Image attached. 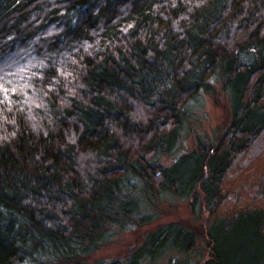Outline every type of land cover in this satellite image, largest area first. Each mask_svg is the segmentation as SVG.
<instances>
[{"label":"trees","instance_id":"16d2710c","mask_svg":"<svg viewBox=\"0 0 264 264\" xmlns=\"http://www.w3.org/2000/svg\"><path fill=\"white\" fill-rule=\"evenodd\" d=\"M218 91L226 125L182 151ZM250 152L242 179L264 161V0H0V264H264V206L224 187ZM166 201L201 229L89 263Z\"/></svg>","mask_w":264,"mask_h":264},{"label":"rangeland","instance_id":"374dc122","mask_svg":"<svg viewBox=\"0 0 264 264\" xmlns=\"http://www.w3.org/2000/svg\"><path fill=\"white\" fill-rule=\"evenodd\" d=\"M217 95V102H215V97L205 95L200 104L193 107L195 113L194 116L191 117L193 125L191 127L192 129L190 128V135L187 137L185 143L182 144V151H189L194 147V140L197 135L203 136L211 134L213 130L216 131L226 125L229 118L228 101L225 95H223L220 91H218ZM257 149L258 147L255 148V150ZM255 155V152H250L244 158L237 161L232 170L228 173V177L224 185L225 189L228 190L226 193L229 200L228 202H235L239 199V204L246 203L253 205L260 203L264 206L261 199L257 198V191L259 187L264 186L262 185L263 182L260 181L261 176L264 173V161L261 162L260 167L259 165L256 166L260 169L254 171L249 178L242 179L240 177L242 175H246V167L249 166V163L252 165ZM257 157L258 155L256 158ZM255 194L256 196L254 197ZM158 206L159 208H162L161 210L163 211V216L151 224L141 225L135 228L120 231V233L110 243L104 245L88 258L89 263L113 260L127 255L133 248L138 246L143 241L144 235L149 230L153 229L160 223L179 221L188 223L195 226V228L200 229L204 224L203 217L202 220H195L192 217L187 201H166L162 202Z\"/></svg>","mask_w":264,"mask_h":264}]
</instances>
